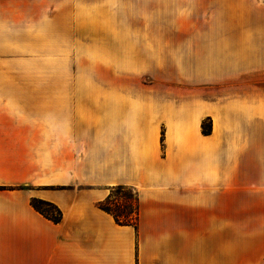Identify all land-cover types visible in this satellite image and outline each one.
<instances>
[{
  "label": "crops",
  "instance_id": "1",
  "mask_svg": "<svg viewBox=\"0 0 264 264\" xmlns=\"http://www.w3.org/2000/svg\"><path fill=\"white\" fill-rule=\"evenodd\" d=\"M217 97L178 95L151 113L105 100L97 126L62 94L51 111L45 97L0 93V264H192V245L197 264L199 238L221 242L224 193L264 192V99ZM117 185L138 192L136 230L98 207Z\"/></svg>",
  "mask_w": 264,
  "mask_h": 264
},
{
  "label": "rangeland",
  "instance_id": "2",
  "mask_svg": "<svg viewBox=\"0 0 264 264\" xmlns=\"http://www.w3.org/2000/svg\"><path fill=\"white\" fill-rule=\"evenodd\" d=\"M0 93L45 97L51 111L62 94L97 126L105 100L148 112L183 94L263 104L264 0H0ZM257 193H224L221 242L199 238L197 264H264Z\"/></svg>",
  "mask_w": 264,
  "mask_h": 264
},
{
  "label": "trees",
  "instance_id": "3",
  "mask_svg": "<svg viewBox=\"0 0 264 264\" xmlns=\"http://www.w3.org/2000/svg\"><path fill=\"white\" fill-rule=\"evenodd\" d=\"M201 132L206 135L211 132L210 118L201 123ZM162 140V138H161ZM138 192L130 186L117 185L110 189L106 199L98 203V207L111 214L119 225H130L137 229L139 217ZM33 208L54 223L61 220V211L52 203L40 199H32Z\"/></svg>",
  "mask_w": 264,
  "mask_h": 264
}]
</instances>
